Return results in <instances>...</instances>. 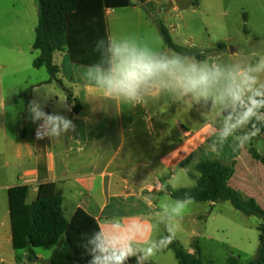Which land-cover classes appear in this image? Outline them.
Masks as SVG:
<instances>
[{
  "label": "crops",
  "instance_id": "1",
  "mask_svg": "<svg viewBox=\"0 0 264 264\" xmlns=\"http://www.w3.org/2000/svg\"><path fill=\"white\" fill-rule=\"evenodd\" d=\"M113 12L105 11L108 36ZM23 51L19 49L20 54ZM53 62L59 68L56 80L50 82L49 76L32 83L29 101L37 98L43 103L44 91L52 94L44 110L73 119L77 130L57 141L37 140L38 122L32 123L26 113L11 155L4 151L7 174L0 180V264H7L5 251L10 248L17 260L26 253L12 247L8 202V190L12 187H29L27 204H32L41 184L56 183L63 192L65 218L69 209V221L82 209L98 221L101 230L116 223L125 227L141 224L145 232L134 244L138 251L155 238L168 235L166 230L173 228L171 191L196 185L195 167L200 161L218 159L226 165L234 163L229 186L254 200L264 211V165L252 156L250 148L256 149L253 145L238 147L231 137L219 145L222 127L210 122L192 129L174 119L170 130L158 111L151 119L144 117V106L139 110L141 103L133 105L106 97L83 78L86 70L71 62L66 49L57 52ZM55 83H60L61 88H55ZM36 89L41 90L39 95ZM68 96L78 101V111ZM59 100H65L71 111L64 110ZM181 114L186 117V111H180ZM213 141L218 147L216 152L212 151ZM240 217L246 219L244 225ZM248 217L254 216L245 215L229 201H194L177 219L172 241L194 254L196 240L203 264H218V260L229 264V259L235 260V264H251L259 250L261 224L258 232L251 229ZM169 251L173 252L168 245L158 253Z\"/></svg>",
  "mask_w": 264,
  "mask_h": 264
},
{
  "label": "rangeland",
  "instance_id": "2",
  "mask_svg": "<svg viewBox=\"0 0 264 264\" xmlns=\"http://www.w3.org/2000/svg\"><path fill=\"white\" fill-rule=\"evenodd\" d=\"M128 8L114 10L109 18L110 36L117 39L134 37L140 44L153 50L168 54L191 53L185 55L218 66L223 73L218 87L225 86L229 77L238 75L257 64L264 57V0H149L142 4L131 0ZM38 0H0V180L5 179L4 151L10 155L16 135L24 125L29 87L35 81L48 78L45 68L35 69L36 56L33 43L36 34L33 29L38 24ZM161 24L169 31L174 43L183 52L170 48L161 32ZM19 49L24 50L19 53ZM76 68V67H74ZM72 68L73 70H75ZM86 70L85 67H81ZM258 83L264 84V70L252 72ZM67 75V71L65 72ZM60 89V83L54 84ZM23 102V105L21 104ZM42 102V101H41ZM144 117L154 119L157 111L164 119L166 127L172 130L174 119L192 129L203 123H215L223 127L225 110L219 103L213 104L211 98L204 100L189 97L181 98L176 93L158 89L150 90L144 101L138 105ZM186 111L183 118L180 111ZM175 114V116H174ZM182 117V118H181ZM155 121V120H154ZM27 126L31 129V124ZM155 130V129H154ZM244 128L241 131H249ZM264 156V138L261 134L248 143ZM70 217L69 209L66 218ZM242 217L239 218L244 225ZM247 224L258 232L262 221L248 217ZM155 241L156 238H155ZM53 251L36 250L41 259L33 264H49ZM258 251L252 257L256 258ZM7 264H19L12 248L5 251ZM32 264V263H31ZM146 264H178L172 251L152 256ZM218 264H225L218 260Z\"/></svg>",
  "mask_w": 264,
  "mask_h": 264
},
{
  "label": "trees",
  "instance_id": "3",
  "mask_svg": "<svg viewBox=\"0 0 264 264\" xmlns=\"http://www.w3.org/2000/svg\"><path fill=\"white\" fill-rule=\"evenodd\" d=\"M138 1L146 4L149 0ZM38 3V25L33 44L35 69L45 68L51 76L50 82L56 80L59 68L54 65L53 57L65 49L75 65L88 67L98 63L102 68L108 67L110 54L107 51L105 11L128 8L130 0H38ZM160 27L166 44L182 53L167 28L162 24ZM98 39L101 40L99 50L94 51ZM197 58L205 59L198 55ZM68 100L75 102L74 110L78 111V101L71 96ZM260 111L264 112V109ZM257 126L262 128L260 134L264 137V124L257 122ZM250 152L264 165V157L256 149L250 148ZM195 171L196 185L173 190L171 197L183 198L188 193L196 202L229 201L245 215L259 218L262 221L259 226L260 246L251 264H264V211L254 200L229 186L234 163L226 165L218 159L200 161ZM28 194L27 186L8 190L13 249L28 252L30 260L36 259V250H52L49 264H88L94 248L89 240L101 230L98 221L82 209H78L70 221L67 220L63 212V192L56 183L41 184L32 204H27ZM169 247L180 264H203L196 240L193 241L194 254L187 253L177 242L172 241ZM228 263L235 264L236 261L229 259ZM127 264H137L136 257L130 258Z\"/></svg>",
  "mask_w": 264,
  "mask_h": 264
},
{
  "label": "clouds",
  "instance_id": "4",
  "mask_svg": "<svg viewBox=\"0 0 264 264\" xmlns=\"http://www.w3.org/2000/svg\"><path fill=\"white\" fill-rule=\"evenodd\" d=\"M106 40L110 54L108 67L92 64L83 74V78L93 83L106 97L136 105L144 101L150 90L158 89L176 93L181 98L191 95L197 102L200 98H211L214 105L219 103L225 110L231 109L224 117L220 129L219 145L231 137L238 147H244L260 134L262 128L257 126V122L264 124V112L260 111L264 109V84H259L258 77L251 73L264 70V57L248 70L230 76L225 86L218 87L223 73L208 60L198 61L181 54L156 51L140 44L134 37L118 40L115 36H108ZM100 43V39L95 42L94 51L99 50ZM40 91L36 89L38 95ZM51 96L44 91L43 103L41 99L34 98L27 104L31 122H40L36 128L37 140L48 138L53 142L77 130L73 119L56 114V111L49 114L44 110ZM59 105L71 111L65 100H59ZM244 128L250 130L242 132ZM215 144L213 141V152L218 151ZM193 202L194 198L188 193L183 198L174 199L171 207L175 220L173 228L166 230L168 235L139 251L134 244L144 235L145 230L141 224L134 223L125 227L116 223L107 230H98L89 240L94 248L88 264H127L132 257H136L137 264H146L156 252L172 242L177 219L183 216Z\"/></svg>",
  "mask_w": 264,
  "mask_h": 264
},
{
  "label": "built area",
  "instance_id": "5",
  "mask_svg": "<svg viewBox=\"0 0 264 264\" xmlns=\"http://www.w3.org/2000/svg\"><path fill=\"white\" fill-rule=\"evenodd\" d=\"M40 123V122H38ZM38 126V124H37ZM37 128V127H36ZM35 136H36V130H35ZM36 262V260H30L28 252H26L20 259H19V264H33Z\"/></svg>",
  "mask_w": 264,
  "mask_h": 264
}]
</instances>
